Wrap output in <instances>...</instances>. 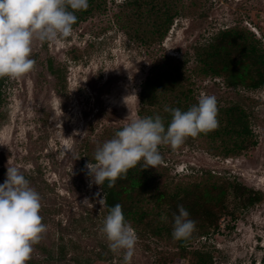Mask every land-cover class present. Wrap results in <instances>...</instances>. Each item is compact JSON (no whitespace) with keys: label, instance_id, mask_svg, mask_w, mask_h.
<instances>
[{"label":"rangeland","instance_id":"1","mask_svg":"<svg viewBox=\"0 0 264 264\" xmlns=\"http://www.w3.org/2000/svg\"><path fill=\"white\" fill-rule=\"evenodd\" d=\"M94 1L70 37L55 43L34 40V71L6 77L2 90L0 184L7 167H17L40 194L39 214L47 225L28 264H47L45 249L57 253L61 246L80 264H121L123 253L113 254L101 231L105 193L91 182L85 165L98 145L133 119L159 115L167 128L172 116L165 107L187 111L202 93L216 97L218 127L226 123L230 107L247 111L257 145L239 157L223 156L222 144L231 147L232 140L203 133L187 137L175 150L160 145L161 163L147 169L150 189L143 198L152 203L145 209L154 207V197L161 193L170 199L226 179L262 192L263 201L237 222L222 218L219 229L185 252L167 235L144 241L137 237L132 264H203L209 256L215 264H264V87L229 88L223 76L211 75L200 63V54L226 31L241 33L249 44L259 41L264 51V0ZM155 4L174 15L163 40ZM51 61L62 78L60 86L50 73ZM173 69L180 73L177 85L159 94L154 108L145 105L148 79ZM85 199L89 203L81 204ZM151 219L154 225L163 220ZM165 221L173 227L164 216Z\"/></svg>","mask_w":264,"mask_h":264},{"label":"clouds","instance_id":"2","mask_svg":"<svg viewBox=\"0 0 264 264\" xmlns=\"http://www.w3.org/2000/svg\"><path fill=\"white\" fill-rule=\"evenodd\" d=\"M88 7L89 0H0V78L17 79L34 71L36 60L30 58L33 41L55 43L70 37L77 23L75 12ZM164 110L172 116L167 128L159 115L137 117L98 145L94 158L85 165L91 182L101 187L107 181L109 188L114 187L117 179L138 165L144 170L155 169L162 160L160 145L175 150L187 137L218 127L215 96L202 93L187 111L167 106ZM41 199L17 167H7L6 179L0 184V264L30 261L33 245L47 231L39 214ZM99 200L103 204L104 199ZM87 203V199L81 202ZM178 212L173 214L172 236L183 240L195 230L196 222L183 205L178 206ZM101 231L110 251L123 253L121 264H132L137 236L120 204L109 209Z\"/></svg>","mask_w":264,"mask_h":264},{"label":"trees","instance_id":"3","mask_svg":"<svg viewBox=\"0 0 264 264\" xmlns=\"http://www.w3.org/2000/svg\"><path fill=\"white\" fill-rule=\"evenodd\" d=\"M89 0L90 4H95ZM153 12L159 21V40H163L171 29L174 15L162 6H153ZM91 9L82 10L77 17V23L83 22ZM204 54H200V63L211 75L223 76L229 88L242 86L250 90H258L264 87V51L259 41L247 43L242 34L234 31H226L218 35L215 43L211 44ZM50 73L58 81L60 86L61 76L53 61L49 63ZM180 73L176 70L159 71L145 83L144 104L154 108L159 103V94L172 90L178 83ZM5 78H0V105L2 103V90ZM226 123L216 129L203 134L209 139L232 140L233 144H222L224 157H239L245 151L255 147L252 131L249 127V115L239 105L230 107L226 111ZM226 137V138H223ZM148 171L138 165L131 169L126 176L116 180L115 186L109 188L106 181L102 185L105 193V213L116 204L122 206V211L128 222L134 229L138 239L144 241L147 238H163L165 235L173 238V227H170L165 218L173 223V214H179L178 206L183 205L189 212L190 219L196 222L195 230L183 240H175L176 246L185 252L189 245L195 240L206 238L212 231L219 229L221 219L229 217L231 221L237 222L242 213L263 201V193L255 191L237 182L226 179L220 183L214 182L205 187L197 186L192 190L186 189L183 194H176L167 199L166 194L161 193L154 197V207L146 208L152 202H146L143 196L148 194L150 181ZM234 199V203L231 200ZM233 204V207H232ZM151 216L163 218L162 221L153 224ZM174 239V238H173ZM59 252L45 249L44 260L47 264H80L76 257H69L65 246L59 247ZM34 261H32L33 264ZM203 264H215L211 256L205 257Z\"/></svg>","mask_w":264,"mask_h":264}]
</instances>
